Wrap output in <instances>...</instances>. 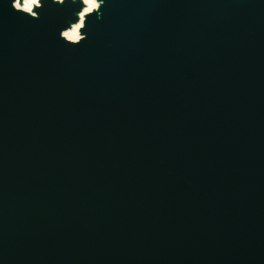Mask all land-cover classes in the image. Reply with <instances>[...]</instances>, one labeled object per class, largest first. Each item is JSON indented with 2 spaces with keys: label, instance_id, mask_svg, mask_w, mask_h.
<instances>
[{
  "label": "water",
  "instance_id": "1",
  "mask_svg": "<svg viewBox=\"0 0 264 264\" xmlns=\"http://www.w3.org/2000/svg\"><path fill=\"white\" fill-rule=\"evenodd\" d=\"M17 1L0 264H264V0Z\"/></svg>",
  "mask_w": 264,
  "mask_h": 264
},
{
  "label": "bare ground",
  "instance_id": "2",
  "mask_svg": "<svg viewBox=\"0 0 264 264\" xmlns=\"http://www.w3.org/2000/svg\"><path fill=\"white\" fill-rule=\"evenodd\" d=\"M18 1L14 3V7L16 9H21L22 11H24L23 8H18V5H17ZM39 1L40 0H36L35 7L39 6ZM59 1H63V0H59ZM81 1L84 7H83L81 14H79L78 16L79 17L78 22L71 24V26L66 31L63 32V37L66 40L70 42H74V43L82 39L81 29L84 26L86 15L91 12L98 11L101 5V3L98 0H81Z\"/></svg>",
  "mask_w": 264,
  "mask_h": 264
},
{
  "label": "clouds",
  "instance_id": "3",
  "mask_svg": "<svg viewBox=\"0 0 264 264\" xmlns=\"http://www.w3.org/2000/svg\"><path fill=\"white\" fill-rule=\"evenodd\" d=\"M35 3H36V0H24V2H23V10H24V12L31 13L33 11V5ZM12 7H13V5H12ZM17 12H19V11H17Z\"/></svg>",
  "mask_w": 264,
  "mask_h": 264
},
{
  "label": "rangeland",
  "instance_id": "4",
  "mask_svg": "<svg viewBox=\"0 0 264 264\" xmlns=\"http://www.w3.org/2000/svg\"><path fill=\"white\" fill-rule=\"evenodd\" d=\"M23 2H24V1H18V3H17L18 8H23ZM39 2H40V1H39ZM35 6H36V3L33 5V11H34ZM33 11H32V12H33ZM32 12H31V13H32Z\"/></svg>",
  "mask_w": 264,
  "mask_h": 264
}]
</instances>
